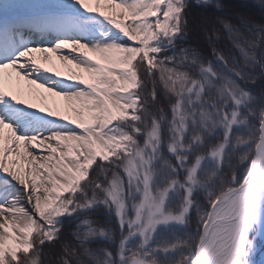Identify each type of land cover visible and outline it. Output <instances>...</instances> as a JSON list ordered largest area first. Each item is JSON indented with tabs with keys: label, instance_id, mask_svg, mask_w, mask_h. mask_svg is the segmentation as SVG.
<instances>
[{
	"label": "snow or ice",
	"instance_id": "1",
	"mask_svg": "<svg viewBox=\"0 0 264 264\" xmlns=\"http://www.w3.org/2000/svg\"><path fill=\"white\" fill-rule=\"evenodd\" d=\"M262 79L228 0H0V264H264Z\"/></svg>",
	"mask_w": 264,
	"mask_h": 264
},
{
	"label": "trees",
	"instance_id": "2",
	"mask_svg": "<svg viewBox=\"0 0 264 264\" xmlns=\"http://www.w3.org/2000/svg\"><path fill=\"white\" fill-rule=\"evenodd\" d=\"M228 8L231 14H243L252 17L253 19L259 20L262 16H264V10L255 2V0H228ZM201 12H206L210 15L214 14L213 9H201V8H194L192 12H190V17L193 14H199ZM188 44H199V46L205 50H207V44L200 38L199 41L197 40L196 36L193 33H189V37L187 40ZM259 69H257V72ZM162 86L157 85L158 91H160ZM253 91L260 92L264 89V79L258 80L255 85L252 86ZM74 226L75 221L71 222ZM66 239H70V237H65ZM60 253V245H56L55 247L45 246L44 248V255L42 257L44 264H55V260ZM86 259V258H85Z\"/></svg>",
	"mask_w": 264,
	"mask_h": 264
},
{
	"label": "bare ground",
	"instance_id": "3",
	"mask_svg": "<svg viewBox=\"0 0 264 264\" xmlns=\"http://www.w3.org/2000/svg\"><path fill=\"white\" fill-rule=\"evenodd\" d=\"M35 55L37 56V58L38 59H41L42 60V58H43V53H39V52H37V53H35ZM49 55H51V56H54V55H56V54H54V53H49ZM45 66H47V67H51V65H48V64H46ZM61 70H63V71H65V74H67V71L66 70H64V69H62L61 68ZM12 70L11 69H5L4 70V72H5V75L7 76V74L9 73V72H11ZM26 83L27 81H22V83ZM41 91H43V90H41Z\"/></svg>",
	"mask_w": 264,
	"mask_h": 264
},
{
	"label": "rangeland",
	"instance_id": "4",
	"mask_svg": "<svg viewBox=\"0 0 264 264\" xmlns=\"http://www.w3.org/2000/svg\"><path fill=\"white\" fill-rule=\"evenodd\" d=\"M189 15H190V13H189ZM56 55H57V54H56ZM56 55L52 56L53 59L55 60L56 66H57V67H60V68L63 69V66L61 65L60 61H59L58 59H56ZM22 86L25 87V88L30 87V85L28 84V82H26V83L23 82V83H22ZM259 258H260V257H259V255H258V256H257V259H259Z\"/></svg>",
	"mask_w": 264,
	"mask_h": 264
}]
</instances>
